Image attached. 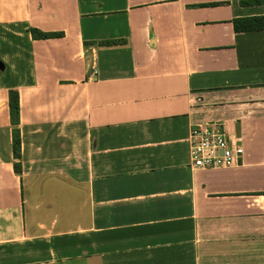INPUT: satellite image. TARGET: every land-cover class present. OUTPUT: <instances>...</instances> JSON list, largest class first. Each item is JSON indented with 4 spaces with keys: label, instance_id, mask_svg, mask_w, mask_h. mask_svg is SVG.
<instances>
[{
    "label": "crops",
    "instance_id": "crops-1",
    "mask_svg": "<svg viewBox=\"0 0 264 264\" xmlns=\"http://www.w3.org/2000/svg\"><path fill=\"white\" fill-rule=\"evenodd\" d=\"M260 16L264 0H0V264H264V30L233 23ZM207 121L239 166L190 167Z\"/></svg>",
    "mask_w": 264,
    "mask_h": 264
},
{
    "label": "built area",
    "instance_id": "built-area-1",
    "mask_svg": "<svg viewBox=\"0 0 264 264\" xmlns=\"http://www.w3.org/2000/svg\"><path fill=\"white\" fill-rule=\"evenodd\" d=\"M187 145L189 165L194 170L226 169L241 164L242 143L232 137L220 121L192 124Z\"/></svg>",
    "mask_w": 264,
    "mask_h": 264
},
{
    "label": "trees",
    "instance_id": "trees-1",
    "mask_svg": "<svg viewBox=\"0 0 264 264\" xmlns=\"http://www.w3.org/2000/svg\"><path fill=\"white\" fill-rule=\"evenodd\" d=\"M234 30L240 31H257L264 30V16L252 17V18H241L234 20ZM30 33L34 39H47L61 37L62 33H42L35 29H30ZM8 110L10 124L12 126L11 138H12V154L15 160L13 169L16 174H20V158H21V141H20V130L19 124V97L16 89L8 90Z\"/></svg>",
    "mask_w": 264,
    "mask_h": 264
}]
</instances>
